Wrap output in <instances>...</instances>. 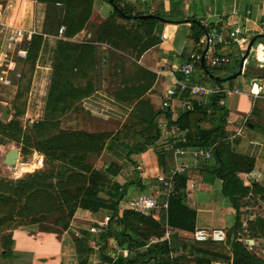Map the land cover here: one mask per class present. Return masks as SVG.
<instances>
[{
  "label": "crops",
  "instance_id": "0c3cea01",
  "mask_svg": "<svg viewBox=\"0 0 264 264\" xmlns=\"http://www.w3.org/2000/svg\"><path fill=\"white\" fill-rule=\"evenodd\" d=\"M15 1L0 0V4ZM24 1L25 10L22 11L23 18L20 24L27 28L34 21L38 31L36 36L43 38L32 84H35L36 75L40 78L43 71L50 72L47 84L45 79L40 81L42 87L47 86L45 89H48L46 97L40 98V100H45L44 110L37 115L39 119L36 122V125H39L37 132L43 137L40 140L48 138L46 134L50 129L55 131L50 136L59 131H83L90 134H112L111 138H113L122 126L129 122L137 109L138 100L129 99L120 94V90L126 87L146 89L140 101L151 106L154 111L160 112L155 122L157 120L162 122L164 127H157L158 140L143 153L126 157V153L117 143L106 140L100 154H87L83 163L88 170L79 172L87 177L97 172L101 179L98 187L93 189L94 193L85 197L89 207L79 205V200L83 198V195L73 202V214L70 219L66 217L70 211L69 208H65L66 206L64 209H58L55 207L57 205L52 204V207H49L50 210L44 206L48 196L53 195V201L57 199L56 195H59L64 188L60 189L58 185H63L70 180L69 174L71 173L63 174L65 169L62 168V163L58 160L47 163L44 155L34 151V154L41 158L42 166L23 176L17 171L21 165L17 164L15 169L6 167L4 158L8 152L4 151L0 156V180L16 184L19 180H25L28 176L31 178L36 174L47 178L48 181L37 179L36 187L32 188V192H36V201L31 206L25 194H22L20 200L17 197L0 193L11 201L9 203L6 199H0V264H111L120 256L112 249V245L117 243L112 237L106 241L101 237L112 232L115 227L120 229L122 226L118 219H111L112 212L104 207L106 205H103L108 201L106 193L108 182H116L122 187L120 188L122 198L117 207L118 217H121L122 211L129 210L127 202L139 196L152 197L159 202V199H162L161 187L156 181V176L167 175L174 167L172 156L165 151V147L173 141L170 125L176 123L181 112L178 108V101H170L169 115L166 117L162 114L164 109L162 104L165 101L166 91L173 82L175 80L184 81L179 72L180 67L193 56H197L198 51L204 50L201 42L205 35L200 38L198 44L194 43L192 39L194 32L191 30L192 21L189 18H196L200 24L203 22L201 25L208 29L209 33H228L239 27L250 40L258 36L264 38V34L261 33V27H264V0H159L162 3L159 15L169 20L164 15L169 14L172 8L178 6L181 19L177 23H167L161 29L160 25L164 23L159 22L154 33V37H158V43L140 56L135 55L132 49L127 51L116 49L110 43L97 42L94 39L93 31L99 28L113 10V7L103 0H93L91 14L83 30L72 37L66 36L65 32L59 35L57 29L53 33L48 31L49 7H54L58 14L55 20L51 19L56 24L57 21L63 19L62 5L50 6L37 0ZM132 1L126 0L127 3ZM136 1L145 2V0ZM149 1V7L139 12H155L153 0ZM187 4L193 5L192 10L188 12ZM197 12L200 15H197ZM181 25L190 28L188 36L190 41L185 43L183 49L176 50L174 48L175 36L178 26ZM61 26L65 29L63 24L59 27ZM159 29L160 32H157ZM162 34L166 35V39L161 38ZM255 48L257 51L255 60L251 50L250 56L248 55L249 57L243 64L242 73L230 80H234L236 84L221 86L230 92L225 94L219 105L227 111L224 128L232 151L255 160L254 170L249 174H239L238 177L245 186L256 182L263 188L264 123L254 125L249 120H257L259 114H264V95L250 94L255 76L248 74V68L251 66L264 68V42L258 41ZM214 50L218 55L230 59H239L244 55L233 44L228 47L217 46ZM209 55L210 53L207 52L205 59ZM87 59L93 60L94 66L84 67L80 73L78 65L81 68L82 60ZM139 68L148 72V75H143ZM238 70L239 68L236 71H228L226 76H232ZM56 71L57 77L55 78ZM190 81L197 83L194 77ZM260 83L264 87V80ZM207 87L214 88L212 84ZM238 87L242 88V91H239ZM112 88L114 91H111ZM72 90L81 91L79 99H76V93ZM52 95L55 99L54 108L50 110L49 99ZM209 96L200 98L199 102L203 107H207ZM258 109L262 112H257ZM207 113H210V108ZM109 123H112L111 125H114L116 129H110ZM244 125H246L245 129ZM20 156L19 151L18 163ZM109 159L113 161L110 162ZM185 161L188 165L183 173L186 177V205L196 212L195 229L220 228L226 230L231 228L235 211L228 199L221 193L223 180L212 173L214 162L191 159ZM115 162L118 163V170L116 175H113L109 168ZM26 164L25 166L30 165L28 162ZM9 170H13V173L11 175L7 173L10 176L4 175V171ZM46 183L49 187H43ZM73 185L71 181L68 188H73L75 186ZM56 201L58 203V199ZM155 214L158 215L155 211L152 217L158 220L159 217ZM106 218H108L107 226L102 231L89 232L91 227L103 223ZM66 223L68 226L63 229V224ZM171 230L173 231L171 236L173 234L191 236L190 232ZM197 244L202 246L203 243ZM117 246L120 251H124L118 244ZM227 249L209 250L213 253L212 263L228 262L232 255L230 247Z\"/></svg>",
  "mask_w": 264,
  "mask_h": 264
},
{
  "label": "trees",
  "instance_id": "16d2710c",
  "mask_svg": "<svg viewBox=\"0 0 264 264\" xmlns=\"http://www.w3.org/2000/svg\"><path fill=\"white\" fill-rule=\"evenodd\" d=\"M37 1L46 3L50 6L56 4L63 6V19L59 22L57 21L56 25L58 30L59 26L63 24L65 26V34L68 37H72L83 30L90 17L93 6V0ZM105 1L113 7V10L106 20L100 24L99 28L93 31L94 39H96L97 42H107L114 48L125 51L132 49L137 56H140L158 43V37H154V33L157 30L156 26L159 24V21L154 18L140 20L138 17L149 14L161 18H163V16L158 13H150L149 11L134 13L126 0H112L111 3L109 0ZM49 9L55 11L54 7H49ZM191 30L194 32L192 39L195 44L199 43L202 36L209 33L208 29L204 28L197 20L191 22ZM260 37L262 36H258L257 38ZM42 40V36H34L28 46V55L23 64L21 78L18 82V87L12 102V108L16 116L25 114ZM201 54L202 51H198L197 56H193L188 61L193 62L194 68L199 71L203 70L200 66V60H198ZM89 65L91 67L94 66L93 60H82V67L80 68V65H78L80 73L84 67ZM208 68L209 67L206 66L207 70ZM139 71L145 76L148 75V72L140 68ZM235 74L236 73H234V75ZM248 74L255 76V81H261L264 79V68L251 66L248 68ZM226 77L227 76L224 78ZM213 82L215 83V81ZM126 88L121 89L120 94L129 99L138 100L137 109L132 114L129 122L124 124L113 138H111L112 134H90L83 131H59L57 134L45 140L38 141V151L44 155L47 163L58 160L62 163V168L65 169L63 174L67 172L71 173L69 174L70 180L66 181L63 185H58L60 189L64 187L59 192L60 196L56 195L55 197L58 199V203L56 201L57 199H55V201L52 200L53 195L46 198L44 206L48 207L49 210L52 204L57 205L55 207L58 209H64V206H66L65 208H69L70 210L66 217L70 219L73 214V202L78 199L80 195H83V198L79 200V205L81 207H89L85 197L94 193L93 189L98 187L101 176L96 172L91 173V176L87 177L79 171L88 170V167L83 163L86 155L100 154L106 140L117 143L126 153V157L145 152L158 140L159 132L155 119L160 112L154 111L151 106L140 101V97L146 89L143 87ZM133 91H135L134 94ZM72 92L76 93V99H79L81 91L72 90ZM224 96L225 94L210 95L207 107H203L202 105L198 106L194 103V110L181 113L176 123L180 128L189 129L190 134L188 139L190 146L206 149L215 145L212 157L214 166L211 170L217 178L223 180L221 193L228 199L235 211L234 222L229 233V236L233 234L232 242L229 245L232 257L229 261H231L232 264H259L257 258L247 250V246L242 243L237 236L242 230L239 202L250 194L259 195L261 200L264 201V189L256 182H253L250 187L245 186L243 181L238 177V175L242 173H251L254 170L255 160L234 153L227 141V134L224 128L227 111L219 105L220 100L224 99ZM208 108L212 109L209 115L207 113ZM162 114L167 117V115H169V109H163ZM216 117H218V119L215 120ZM205 123H209L208 128L204 127ZM20 133H22V131L17 125L12 122L5 125L0 120L1 136L3 135L5 138L13 140L15 135H19ZM24 140L27 142L28 138L24 136ZM24 152L27 153L28 149H25ZM117 170V165H110V173L116 175ZM29 177L30 176L25 180H19L16 184L0 180V193L11 195L15 198L17 197V199L20 200L22 194H25L27 196L26 200L31 206V204L36 201V192H32V188L36 187L35 182L38 178L39 180L44 179L46 182L48 180L36 174L31 178ZM71 181L75 186L73 185L74 187L69 189L68 187H70ZM48 185L49 184L46 183V186L44 185L43 187H49ZM106 188L108 201L103 205H106L104 207L112 212L111 219H118L122 228L119 229L115 227L112 232L107 235L104 234L101 238L106 241L112 237L122 249L129 252L128 257L124 258L119 256L111 264H179L177 259L173 258V253H176L177 250L172 248L171 242L163 241L149 246L145 250L142 249L150 238H161L164 235L165 230L163 226L165 225L174 230L193 233L195 229L196 212L186 205V177L183 174L177 176L173 194L168 201L167 211H160L158 220H155V218L151 216H142L131 210L122 211L121 217H118L119 211L117 207L122 198V187L116 182L109 181ZM2 198L8 200L7 197L0 194V199ZM17 199L16 201H18ZM8 202L11 203L10 200H8ZM28 203L26 202V205ZM249 221L248 228L252 236L264 237V218ZM63 226V229H66L68 224H63ZM135 249L141 250L137 251ZM196 253H200L204 257L200 260L201 262H206L207 258L205 257L211 258L212 255L204 250L196 251Z\"/></svg>",
  "mask_w": 264,
  "mask_h": 264
},
{
  "label": "built area",
  "instance_id": "2783aa9c",
  "mask_svg": "<svg viewBox=\"0 0 264 264\" xmlns=\"http://www.w3.org/2000/svg\"><path fill=\"white\" fill-rule=\"evenodd\" d=\"M25 1L16 0L15 2H6L4 5L0 4V90H7L15 96L18 82L21 78V72L23 64L28 55V46L34 36L38 34L35 28V23L29 27H23L20 24L23 18L22 11L25 10ZM24 13V12H23ZM203 24V22H201ZM65 29L63 26L59 27L58 34H64ZM261 33L264 34V27H261ZM206 36H208V50L210 55L205 59V65L211 68H219L230 63L228 57L218 55L215 53L214 48L217 46H231L232 44L237 46L241 53L244 54L250 39L243 33L241 28L236 27L228 33H207L204 40L201 42L202 46H205ZM162 39H166V35H161ZM204 48V47H202ZM256 48H252L254 54V60L256 58ZM200 60V59H198ZM260 62V61H259ZM245 63V60H244ZM206 65V66H207ZM193 62L184 63L179 72L182 74L184 81L175 80L173 84L166 91L165 101L162 107L170 108L169 102L177 100L178 108L181 113L191 112L194 110V103L198 106L200 98L206 97L212 94H227L230 91L221 87L210 88L205 85L191 82L194 72ZM263 85L260 81H255L250 89V94L253 96H262ZM257 89V92H255ZM236 92L237 90H233ZM158 128L164 127V124L160 121H156ZM170 133L172 135V143L165 147V151L169 152L172 156L174 167L169 171L167 175H157L156 181L161 187V201L158 202L155 198L148 196H139L127 202L128 209L132 212L140 214L145 217H152L155 211H167L168 201L173 194L175 187V181L178 175L183 174L188 165L186 159L193 161H210L212 160L215 145L209 148L192 147L189 144L188 136L190 134L188 128H180L177 123L170 125ZM17 168V166L12 169ZM159 219V218H158ZM108 218L101 224L91 227L90 233H98L107 226ZM172 230L165 225L164 235L161 238H150L143 246V250L149 246L168 241L172 234ZM191 240L195 243L211 242L215 244H225L226 234L223 229H194L191 234ZM112 249L115 253L122 257H127L128 251H120L117 244L112 245ZM119 257V256H118Z\"/></svg>",
  "mask_w": 264,
  "mask_h": 264
},
{
  "label": "rangeland",
  "instance_id": "374dc122",
  "mask_svg": "<svg viewBox=\"0 0 264 264\" xmlns=\"http://www.w3.org/2000/svg\"><path fill=\"white\" fill-rule=\"evenodd\" d=\"M103 2L106 3L105 0H103ZM149 4H150L149 0H145V2H138L136 0H133L131 3H128V5L130 6V9H132V11L134 13L142 11L143 9L146 10L147 7H149ZM161 4L162 3L159 0H156V1L153 0V5L155 7L154 11L158 14H159V9L161 7ZM192 8H193V5H191V4L186 5L187 12L190 9L192 10ZM178 11H179V8H178V6H176V7L172 8V10H170L169 14L164 15V16L166 18H168L171 21V23H177L181 19L180 15L178 14ZM197 15H200V14H198V12H197ZM57 16H58V14L56 11L50 10V26L48 28V31L51 33H53L57 29V25L52 21V20H55V18ZM196 17H199V16H196ZM189 19H191V21H193V19L196 20V18H191V17ZM119 22H121V21H119ZM164 25H166V24L160 25V29ZM160 29L157 32H160ZM189 33H190L189 27H187L185 25L178 26V31H177V34L175 36V42H174V48L176 50L183 49V46L185 45V43H188L190 41V38L188 37ZM258 41L264 42V38L263 37L259 38L253 44V46H252L253 48L256 47V44ZM241 57L239 59L238 58L237 59H234V58L230 59L229 58V60L231 61V64L225 65L224 67L210 68L207 65V63H206V65L209 67L208 71L213 76L224 78L226 75H228L227 74L228 71H236L239 68ZM49 76H50V72L45 73V71H43L42 75H40V78H39V76L36 75V78L34 79L35 84L31 85L30 93H29L28 100H27L25 114L22 116H16L15 115V111L12 108V102H13L12 93H9L7 90L6 91L0 90V107L1 106H7L9 108V112H8L9 119L6 121H2L0 118V120L5 125H8L10 122H12L13 124L17 125L18 128L21 129V131H22V133H20L19 135H15V138L13 140L7 139L3 135L2 136L0 135V140H1L0 156H1V154L4 153V151L9 152V150H11V149L19 150L21 156H20V160H19L18 165H21V167L17 171H18V174L22 173L23 176H24V174L32 173L35 170L40 169L42 166L41 158L37 154H34V151H36V152L38 151V146H37L38 141H40V138L41 139L43 138L37 132L39 125H36V122L39 121V119L37 118V115L39 113H42L44 110V107H45V104H44L45 100H40V98L42 97L44 99L46 97V94L48 91V89H45L47 86L45 88L42 87V84H40V81H41V79H45V83L47 84ZM56 77H57V71L55 73V78ZM192 77H194V80H196L197 83L205 85V86L212 84L214 86V88H216V87L218 88L221 86H229L231 83L236 84L234 82V80L233 81L229 80V81H226V82L220 83V84H217L216 82L214 83L213 80H211L209 78V76L204 72V70L199 71V70L195 69ZM126 89H129V88H126ZM238 89H240L239 91H242V88L238 87ZM111 91H114V88H112ZM262 92H264V88L262 89ZM134 93H135V91H133V94ZM49 100H50L49 108H50V110H52L54 108V100H55L54 96L52 95ZM207 100H209V99H207ZM42 101H43V103H42ZM211 111H212V109H210V112ZM257 112H262V111L258 109ZM208 115H209V113H208ZM216 119H218V117H216L215 120ZM249 121H250V123H252L254 125H261L262 123H264V114H262V113L259 114L257 120L250 119ZM31 123L34 124L35 127L34 126L31 127L30 126ZM109 124H110L109 125L110 129H112V128H113L112 130L116 129V127H114V125H111L112 123H109ZM246 125H244V129L246 128ZM208 126H209V123L208 124L205 123L204 127H208ZM53 133H55V131L50 129L48 131V133L46 134V136L49 137ZM24 136L28 138L27 142H25ZM25 149H28L27 153L24 152ZM32 154H34V155L32 156ZM109 161L112 162L113 160L109 159ZM26 162H28L30 165L28 164L29 166H25V165H27ZM113 164L118 165L117 162H115ZM7 173L11 175V173H13V170L12 171L9 170L7 172L4 171V175L10 176ZM247 186L250 187L251 184H249ZM160 201H161V199H159V202ZM239 203H240V208H241L240 220L242 222V230L238 233L237 236L240 238L239 240L247 246V250L257 258V260L259 261V264H264V237H253L252 234L249 232V228H248L250 219L252 221H255L258 218H264V201L261 200V197L259 195L250 194L245 199H242ZM159 212L160 211H156V213L158 214V215L155 214L156 217H159ZM163 227L165 230V226H163ZM224 231L226 234V243L220 244V245H216V244H212L210 242H207V243H203L202 246H199V244L194 243L191 240L190 235L188 237H186V235L185 236H183V235L178 236L176 234H173L171 236L170 242H171L172 248H175L177 250L176 253H173V258L177 259L179 264H215V263H212V259H211L213 253L209 250H212V251L217 250V249L228 250L227 248L229 247V245L233 239V234H231L229 236L230 228L226 229ZM249 240H251L252 243H249L248 242ZM204 248H206L207 250ZM135 250L140 251L141 249H135ZM202 250L208 251L209 253L212 254L211 258L205 257V258H207L206 262L205 261L201 262L200 260H202L203 256L200 253L199 254L196 253V251L198 252V251H202ZM219 264H232V262L231 261H229V262L224 261V262H221Z\"/></svg>",
  "mask_w": 264,
  "mask_h": 264
},
{
  "label": "water",
  "instance_id": "95a60500",
  "mask_svg": "<svg viewBox=\"0 0 264 264\" xmlns=\"http://www.w3.org/2000/svg\"><path fill=\"white\" fill-rule=\"evenodd\" d=\"M109 2L111 3L112 0H109ZM140 20H143V19H147V18H154L156 20H158L159 22L161 23H164V24H167V23H171V21L169 20H166L164 18H161L159 16H155V15H152V14H149V15H141L138 17ZM187 23V21H185ZM258 38L257 37H254L250 40L246 50H245V53L240 61V65H239V70L238 72L235 74V75H232V76H228L226 78H222V77H215L213 75H211L208 70L206 69V65H205V56H206V53H207V50H208V45H209V41H208V36H206V43H205V46H204V50L202 51V54L200 56V66L201 68L206 72V74L209 76V78L217 83H224L226 81H229L231 79H234L235 77L239 76L241 73H242V69H243V64H244V60L248 57V55H250L251 53V49H252V46L253 44L256 42ZM9 108L7 106H1L0 107V118L2 121H6L9 119ZM32 125V123H31ZM18 157H19V150L17 149H11L9 150V152L6 154L5 158H4V164L10 168H13L16 166V164L18 163ZM249 243H252L251 240L248 241Z\"/></svg>",
  "mask_w": 264,
  "mask_h": 264
},
{
  "label": "bare ground",
  "instance_id": "6f19581e",
  "mask_svg": "<svg viewBox=\"0 0 264 264\" xmlns=\"http://www.w3.org/2000/svg\"><path fill=\"white\" fill-rule=\"evenodd\" d=\"M17 164H18V163H17ZM17 164H16V165H17Z\"/></svg>",
  "mask_w": 264,
  "mask_h": 264
}]
</instances>
